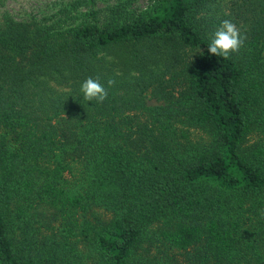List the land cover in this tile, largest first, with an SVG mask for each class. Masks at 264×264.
Returning a JSON list of instances; mask_svg holds the SVG:
<instances>
[{
    "label": "trees",
    "instance_id": "trees-1",
    "mask_svg": "<svg viewBox=\"0 0 264 264\" xmlns=\"http://www.w3.org/2000/svg\"><path fill=\"white\" fill-rule=\"evenodd\" d=\"M139 1L0 14V264H264V0Z\"/></svg>",
    "mask_w": 264,
    "mask_h": 264
},
{
    "label": "clouds",
    "instance_id": "clouds-1",
    "mask_svg": "<svg viewBox=\"0 0 264 264\" xmlns=\"http://www.w3.org/2000/svg\"><path fill=\"white\" fill-rule=\"evenodd\" d=\"M245 36H242L240 29L231 20L225 19L207 46L208 52L216 57L230 58L231 54L239 52L243 46ZM111 86L114 81L109 80ZM80 91L85 101L103 103L108 97L107 88L100 82L99 78L88 77L80 86Z\"/></svg>",
    "mask_w": 264,
    "mask_h": 264
},
{
    "label": "rangeland",
    "instance_id": "rangeland-1",
    "mask_svg": "<svg viewBox=\"0 0 264 264\" xmlns=\"http://www.w3.org/2000/svg\"><path fill=\"white\" fill-rule=\"evenodd\" d=\"M76 0H0V14L6 16L9 14L16 19L28 20V19H43L51 20L52 16L60 11V9ZM118 0H96L97 7L101 9H107L112 6ZM148 0H140L136 5L145 6ZM89 6L85 3L78 7L80 11H85ZM101 11V14L103 11ZM107 11V10H106ZM103 18V17H101ZM106 216L104 211H100Z\"/></svg>",
    "mask_w": 264,
    "mask_h": 264
}]
</instances>
